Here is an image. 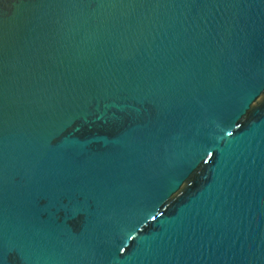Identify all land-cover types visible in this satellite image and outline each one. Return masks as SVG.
I'll return each instance as SVG.
<instances>
[{
	"label": "water",
	"instance_id": "water-1",
	"mask_svg": "<svg viewBox=\"0 0 264 264\" xmlns=\"http://www.w3.org/2000/svg\"><path fill=\"white\" fill-rule=\"evenodd\" d=\"M0 264H264V0H0Z\"/></svg>",
	"mask_w": 264,
	"mask_h": 264
}]
</instances>
